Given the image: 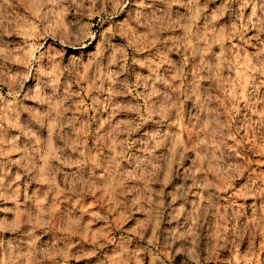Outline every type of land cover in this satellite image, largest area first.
I'll return each instance as SVG.
<instances>
[{
	"label": "clouds",
	"instance_id": "clouds-1",
	"mask_svg": "<svg viewBox=\"0 0 264 264\" xmlns=\"http://www.w3.org/2000/svg\"><path fill=\"white\" fill-rule=\"evenodd\" d=\"M264 264V0H0V264Z\"/></svg>",
	"mask_w": 264,
	"mask_h": 264
},
{
	"label": "rangeland",
	"instance_id": "rangeland-1",
	"mask_svg": "<svg viewBox=\"0 0 264 264\" xmlns=\"http://www.w3.org/2000/svg\"><path fill=\"white\" fill-rule=\"evenodd\" d=\"M180 258L177 257L175 261L170 262V264H179ZM71 264H76V262H71ZM80 264H88L86 261H81Z\"/></svg>",
	"mask_w": 264,
	"mask_h": 264
}]
</instances>
